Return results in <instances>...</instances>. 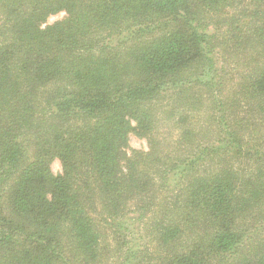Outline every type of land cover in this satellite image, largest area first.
<instances>
[{
  "label": "trees",
  "instance_id": "16d2710c",
  "mask_svg": "<svg viewBox=\"0 0 264 264\" xmlns=\"http://www.w3.org/2000/svg\"><path fill=\"white\" fill-rule=\"evenodd\" d=\"M0 264H264V0H0Z\"/></svg>",
  "mask_w": 264,
  "mask_h": 264
},
{
  "label": "rangeland",
  "instance_id": "374dc122",
  "mask_svg": "<svg viewBox=\"0 0 264 264\" xmlns=\"http://www.w3.org/2000/svg\"><path fill=\"white\" fill-rule=\"evenodd\" d=\"M65 15H66L65 12H59L56 14H51L49 16V18L47 19L46 24H50V23H53L55 21L61 20L65 17ZM203 103L206 105L205 102H203ZM162 130L164 131V134L167 136L168 139H170L168 134H170V136L173 138L177 137L176 132H173L171 130L169 123H167L166 126ZM134 149L140 150V151L148 150L149 149L148 137L140 135L136 132H132L129 136V139H128V145H127L126 151L128 152V154H130L132 152V150H134ZM185 165H187V164L186 163L184 165L180 164L176 167L175 171H173L170 174L168 184H170V183L174 184L176 182V180L180 176V172L182 171V169H184L186 167ZM51 168L55 174H59L60 172H62V164L58 158H55L52 160ZM122 222L127 227V234H128L127 240L137 242V245H139L142 242V240L138 239V237H139V231L138 230L140 229V223L138 222L136 214L131 212L130 217H124L122 219Z\"/></svg>",
  "mask_w": 264,
  "mask_h": 264
}]
</instances>
